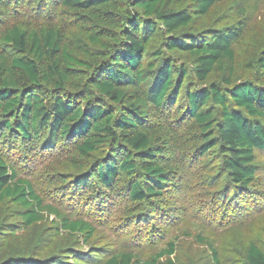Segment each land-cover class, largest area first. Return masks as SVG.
Returning <instances> with one entry per match:
<instances>
[{"label":"trees","instance_id":"1","mask_svg":"<svg viewBox=\"0 0 264 264\" xmlns=\"http://www.w3.org/2000/svg\"><path fill=\"white\" fill-rule=\"evenodd\" d=\"M47 1L0 0V145L19 138L28 149H50L61 142L75 152L74 167L91 170L77 185L95 188L94 179L117 196L123 185L135 206L160 203L170 177L210 153L231 184L255 186L254 153L264 152V51L250 71L254 79L233 83L238 34L189 33L227 0ZM45 5L56 12L47 10L42 26L23 22ZM15 8L22 15L10 21ZM183 58L193 60L192 72ZM228 63V77L212 81ZM10 168L0 157V202L25 211L20 224L40 222L46 211L56 217ZM7 226L0 264H47L6 255L17 229ZM60 227L86 241L95 234L82 220L62 219ZM174 250L170 243L149 259L118 252L90 264H159L165 256V264H177ZM211 262L218 264L216 251ZM240 264H264V252L249 244Z\"/></svg>","mask_w":264,"mask_h":264},{"label":"rangeland","instance_id":"2","mask_svg":"<svg viewBox=\"0 0 264 264\" xmlns=\"http://www.w3.org/2000/svg\"><path fill=\"white\" fill-rule=\"evenodd\" d=\"M49 9L56 12V7L50 5L41 10L33 8L34 18L23 15V22L31 28L42 26L48 21ZM11 14L10 21L22 15L16 8ZM217 31L238 34L231 43L236 61L232 82L253 80L250 71L257 68L258 57L264 51V0L224 1L212 8L206 25L189 33L209 37ZM183 60L192 72L193 60ZM227 66L229 63L215 73L212 81L228 77ZM254 154V187L243 190L231 184L217 157L211 159L210 153L197 166L188 165L173 174L160 203L135 206L122 191L123 185L121 196L95 185L94 179L91 183L95 188L77 185L78 178L88 177L91 170L74 167L75 152L61 142L50 149L43 144L28 149L19 138L0 145V157L10 165L16 179L29 182L41 207L58 214L55 217L46 211L41 215L42 221L27 227L18 219L25 212L19 205L0 202V237H5L9 222L17 226L7 238L6 255L39 258L47 264H90L118 252L149 259L173 243L175 250L170 259L177 264L212 263L211 251H216L218 264H240L249 244L264 252V152ZM7 215L12 216L3 218ZM62 219L87 222L95 234L86 241L83 236L63 231ZM166 259L161 258L159 264H165Z\"/></svg>","mask_w":264,"mask_h":264}]
</instances>
